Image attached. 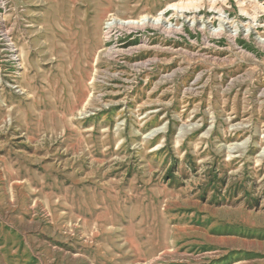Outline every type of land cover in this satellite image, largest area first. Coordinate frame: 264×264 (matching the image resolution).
I'll return each instance as SVG.
<instances>
[{
  "label": "rangeland",
  "instance_id": "obj_1",
  "mask_svg": "<svg viewBox=\"0 0 264 264\" xmlns=\"http://www.w3.org/2000/svg\"><path fill=\"white\" fill-rule=\"evenodd\" d=\"M179 1L3 0L0 197L25 193L47 234L93 256L63 264H205L222 254L206 237L264 253V0H227L217 37L207 10L172 19L177 36H104Z\"/></svg>",
  "mask_w": 264,
  "mask_h": 264
},
{
  "label": "crops",
  "instance_id": "obj_2",
  "mask_svg": "<svg viewBox=\"0 0 264 264\" xmlns=\"http://www.w3.org/2000/svg\"><path fill=\"white\" fill-rule=\"evenodd\" d=\"M6 196L9 198V195ZM27 197L23 193L16 203H5L0 197V264H63L60 261L67 254L90 262L92 255L77 251V246L71 251L68 249L70 243L47 234L40 213L27 205ZM211 238L214 237H206V250L217 249L222 254L205 264H264V253L259 254L260 258L249 257L251 251L242 248L233 250L229 242L225 243L226 246L215 244L212 247L209 244Z\"/></svg>",
  "mask_w": 264,
  "mask_h": 264
},
{
  "label": "bare ground",
  "instance_id": "obj_3",
  "mask_svg": "<svg viewBox=\"0 0 264 264\" xmlns=\"http://www.w3.org/2000/svg\"><path fill=\"white\" fill-rule=\"evenodd\" d=\"M250 1L253 2L254 0H250ZM226 4H227V0H182V1H179L177 3L171 4L170 6H167V10L173 11L172 16H170L168 19L164 18V16H163L164 13H161L155 18L143 17L142 20L138 21V22H132V21L119 22L118 20H116L113 17H110V15H109L110 18L108 21L106 20L107 22H106V25L104 28L105 31L103 33H104L105 38L108 39L111 36L117 35L119 32H125L127 34H131V33H135L138 31H143L146 27H149L152 30H159L161 32V34H165L166 36H169V37H172L175 35L177 36V34L180 32V30L176 29L172 24H170V21L172 19H183L185 22H191L192 23L191 19H194L195 17H197L196 14H199L201 11L207 10L209 13H212V15H214L213 17L209 18V20L207 21L208 26L209 25L212 26L213 22H217L218 25L220 26V30H218V32H214V33L212 32L217 37L223 31H226V29H228L225 25L227 23L229 24V22L224 20V18L221 16V14H223L221 6L225 7ZM1 5H2V3L0 0V7H1ZM241 6H242V4H240L239 8H240L241 12L244 13L245 11L241 9ZM3 8H4V4H3ZM250 11L253 13V15H254L253 17L259 15L257 18H261L260 15L264 13V8L261 7L259 4L255 3L251 6ZM253 17L250 19L251 23L248 22V24L245 25V28H244L245 32H249L250 30H253L255 28V26H258V28H260V26H262L260 24L256 25L255 22H257V21L253 20ZM254 19H256V18H254ZM262 27H264V26H262ZM229 28H231V27H229ZM227 32L229 33V36H230L229 38L231 40L236 36V33H230L232 31L227 30ZM6 42H7V46L9 47V53L11 54L10 60L15 61L16 60L15 59L16 58L15 50H13L11 48V44L9 43V40H7ZM105 42H106V40H105ZM144 42H146V41H144ZM259 42L262 46H264V41L263 42L259 41ZM145 47H148V46H145ZM141 48H142V46H140V45L137 47H134V48H129V49L113 48V49H110L104 55L113 56V55L125 54V53H128L134 49L137 50V49H141Z\"/></svg>",
  "mask_w": 264,
  "mask_h": 264
},
{
  "label": "built area",
  "instance_id": "obj_4",
  "mask_svg": "<svg viewBox=\"0 0 264 264\" xmlns=\"http://www.w3.org/2000/svg\"><path fill=\"white\" fill-rule=\"evenodd\" d=\"M1 3H3V0H1ZM255 28H257L256 26H255ZM240 52H243V50L241 49V47H238L237 48Z\"/></svg>",
  "mask_w": 264,
  "mask_h": 264
}]
</instances>
